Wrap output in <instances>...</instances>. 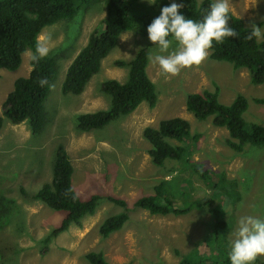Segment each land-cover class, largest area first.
Returning <instances> with one entry per match:
<instances>
[{
    "label": "rangeland",
    "instance_id": "1",
    "mask_svg": "<svg viewBox=\"0 0 264 264\" xmlns=\"http://www.w3.org/2000/svg\"><path fill=\"white\" fill-rule=\"evenodd\" d=\"M141 2L138 13L152 19L159 13L158 6L151 7L146 0ZM77 3L80 5L71 18L43 27L37 36L38 43L56 61L55 75L43 102L45 122L39 132L31 133L26 120L11 122L1 111L13 80L28 74L31 50L25 49L16 69L0 68V264H83L88 251H101L109 264H178L187 253L194 260L198 255L210 261L209 256L220 255L213 248L217 246L211 235L215 231L214 221L207 208L213 191L196 175L192 164L200 163L219 177L224 174L225 179L237 183L239 199L231 195L234 200L227 203L225 194L217 192L212 201L229 225L222 228L229 244L240 217H264V146L246 144L241 151L231 149L225 143L228 136L225 127L213 125L211 115L199 119L186 110V95L216 89L218 100L227 104L237 94H243L247 99L243 119L264 125V104L253 100L264 97V80L252 83L247 68H235L208 55L174 76L163 75L149 59L150 54L157 52L156 47L147 39L146 31L135 28L119 35L116 45L101 59L98 71L79 94L62 93L67 66L91 31L100 28L106 15L105 0ZM228 7L245 26L257 25V21L264 19V0H228ZM257 26L260 35L256 39L261 40L264 23ZM146 44L145 71L154 85L155 105L150 107L143 100L130 113L100 128L77 129L79 113L108 109L110 97L101 90L103 81L115 79L121 83L127 78L128 67L116 65L115 61H128ZM175 47L173 42L169 50ZM171 116L186 119L190 134L198 132L200 136L196 141L183 138L181 143L186 151L180 159L165 158L161 165H156L150 160V144L142 130L146 126L156 127L161 119ZM57 144L67 152L72 167L70 183L78 196L85 199L90 194H99L121 198L129 208L128 219L120 229L101 237L100 222L120 212L122 207L100 199L93 213L81 218L80 226L70 224L52 237L46 250L40 253L41 238L57 225L62 211L50 209L30 195L50 180ZM159 181L173 188L172 205L187 207L186 213L150 214L146 209L133 207L134 200L153 193V186ZM195 247L199 250L196 253L192 251ZM258 257L264 259V255ZM213 259V264H221Z\"/></svg>",
    "mask_w": 264,
    "mask_h": 264
},
{
    "label": "trees",
    "instance_id": "2",
    "mask_svg": "<svg viewBox=\"0 0 264 264\" xmlns=\"http://www.w3.org/2000/svg\"><path fill=\"white\" fill-rule=\"evenodd\" d=\"M77 2L78 0H0V68L14 70L20 65L21 55L25 49L32 52L28 74L13 80L12 89L6 94L1 104V111L2 115L13 123L26 120L33 134L43 129L45 122L43 102L56 70L53 55L46 54L42 58L33 59L38 44L37 36L43 27L60 19L71 18L80 5ZM176 2L184 5L178 10L179 12L188 18L199 20L207 12L212 0L199 2L197 0H176ZM167 4L168 0H158L151 7L160 8ZM105 5L106 15L101 20L100 28L91 31L86 43L66 68L61 85L62 93L79 94L85 83L98 71L101 59L116 45L119 35L123 31L135 28L145 32L152 20L149 15L138 13L142 5L141 0H105ZM228 23L237 32V36L226 37L221 43L213 41L211 48L208 49V57L217 61H227L235 68H247L252 83L263 82L264 33L261 40H257L256 36L250 37L251 27L245 26L243 20L230 11ZM263 23L264 19L256 22L257 25ZM147 61V44L139 47L128 61L116 60V65L128 67L127 78L121 83L115 79L103 81L101 90L110 97L108 109L79 113L76 116V128L80 131L100 128L108 121L130 113L143 100L150 107L154 106L156 93L145 71ZM41 79L46 81L43 86L39 84ZM253 100L264 104V97H256ZM246 107L247 99L243 94H237L230 103L225 104L218 100L216 89L188 93L185 99V108L194 117L203 119L211 115L213 125L226 128L228 136L225 143L235 151H241L246 144L264 146V125L245 121L242 113ZM142 135L150 144L148 154L151 162L161 165L165 158L180 159L186 151L181 143L183 138L196 141L200 133L190 134L186 119L171 116L161 119L156 127H144ZM165 138L177 143H169ZM192 168L213 191L207 208L214 221L215 231H212L211 235L217 246L213 248L219 251L220 255L209 256L210 261H206V258L198 255L194 260V256L191 258L190 253H187L178 264H213L214 261L211 259L215 257L217 258L213 260H220L221 264H229L227 259L229 244L222 230V228H228L229 225L222 218V211H219L218 206H214L212 201L213 195L217 192L221 195L225 194L227 203L234 200L231 195L239 199L237 183L233 179H225L224 174L219 177L210 169L202 167L200 163H193ZM71 172L72 167L67 152L61 144H57L50 180L42 183L40 188L30 195L31 199L43 202L48 208L62 211L57 225L41 238L40 253L46 250L52 237L66 230L70 224L80 226L81 218L85 214H92L100 199L105 198L122 207L120 212L108 215L100 222L98 233L101 237H107L111 232L120 229L128 219L129 208L126 201L121 198L90 194L87 198L81 199L71 186ZM171 189L173 188H167L163 181H159L153 186V193L137 197L133 202V207L146 209L150 214L186 213L187 207L180 208L172 205ZM194 203L195 201H191V204ZM200 204L202 203L197 202V205ZM205 243L206 240H204ZM205 249L207 250L208 247ZM193 250L195 253L199 251L197 247ZM84 258L86 262L83 264H109L101 251H88ZM252 264H264V259L257 256Z\"/></svg>",
    "mask_w": 264,
    "mask_h": 264
},
{
    "label": "clouds",
    "instance_id": "3",
    "mask_svg": "<svg viewBox=\"0 0 264 264\" xmlns=\"http://www.w3.org/2000/svg\"><path fill=\"white\" fill-rule=\"evenodd\" d=\"M149 5L158 0H146ZM183 3L176 0L160 7L146 27L147 39L157 52L149 56L159 66L163 75H176L182 68L199 64L208 55L213 41L221 43L226 37H236L237 32L229 26L228 0H212L207 12L199 20L186 17L178 10ZM251 36H259V26L253 24ZM175 42V49L169 50ZM48 49L37 44L33 59L42 58ZM163 53H167L164 55ZM46 83L41 79L39 84ZM258 255H264V217L242 216L229 239L227 259L229 264H252Z\"/></svg>",
    "mask_w": 264,
    "mask_h": 264
}]
</instances>
